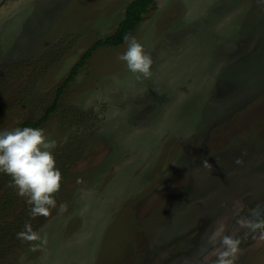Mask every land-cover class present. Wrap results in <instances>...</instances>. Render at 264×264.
<instances>
[{
    "label": "rangeland",
    "instance_id": "1",
    "mask_svg": "<svg viewBox=\"0 0 264 264\" xmlns=\"http://www.w3.org/2000/svg\"><path fill=\"white\" fill-rule=\"evenodd\" d=\"M132 1L0 0V131L43 117ZM131 35L151 76L100 48L39 127L68 171L51 215L0 173L6 219L30 223L0 264H216L224 235L264 264V227L241 223L264 224V0H157Z\"/></svg>",
    "mask_w": 264,
    "mask_h": 264
},
{
    "label": "clouds",
    "instance_id": "2",
    "mask_svg": "<svg viewBox=\"0 0 264 264\" xmlns=\"http://www.w3.org/2000/svg\"><path fill=\"white\" fill-rule=\"evenodd\" d=\"M123 39L126 50L118 59L125 62L128 71L136 74L137 78H149L153 64L151 55L136 37L125 35ZM56 147L57 142L49 139L41 128L23 127L0 131V173L11 177L10 186L17 190L20 197L25 198L32 218L48 217L51 210L57 207L55 195L61 189L62 173L56 165ZM236 163L242 164L243 161L238 158ZM203 165L211 166L207 159ZM65 208L66 205L61 204L59 210ZM241 223L253 229L264 227V224L251 221ZM25 228H30L29 222H26ZM18 236H23V232ZM221 244L223 251L218 254L216 264H234L241 240L224 235Z\"/></svg>",
    "mask_w": 264,
    "mask_h": 264
},
{
    "label": "trees",
    "instance_id": "3",
    "mask_svg": "<svg viewBox=\"0 0 264 264\" xmlns=\"http://www.w3.org/2000/svg\"><path fill=\"white\" fill-rule=\"evenodd\" d=\"M157 0H133L126 8L124 18L118 24L115 32L104 39L98 40L94 43L81 57L79 62L72 69L69 77L64 81V84L59 87V90L56 93V98L53 106L45 113L43 117H41L38 121L30 122L26 121L19 128L23 127H33L39 128L45 122L49 120L50 115L57 110L60 96L62 95L66 86L74 80L79 70L86 66L88 60L92 58L93 54L100 48H116L124 45V36L131 35L138 26L145 20L148 12L151 8L154 7ZM78 112L77 116L86 115L84 112L80 110H76ZM75 116L76 119L78 117ZM62 182L66 178L68 171L66 167L61 166ZM5 182L10 180L8 175H4ZM17 199L16 196L9 195L5 198V202L0 204V254L4 249L8 248V241L12 239V237L21 233V230L25 227L27 216L22 217L20 219H16L15 221L7 220V215L3 210H8L9 205L8 202L14 201ZM4 213V214H3Z\"/></svg>",
    "mask_w": 264,
    "mask_h": 264
}]
</instances>
